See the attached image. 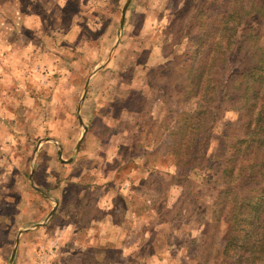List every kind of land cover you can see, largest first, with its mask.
Returning <instances> with one entry per match:
<instances>
[{
  "label": "rangeland",
  "instance_id": "obj_1",
  "mask_svg": "<svg viewBox=\"0 0 264 264\" xmlns=\"http://www.w3.org/2000/svg\"><path fill=\"white\" fill-rule=\"evenodd\" d=\"M230 2L0 0V264L195 261L200 233L194 209H206L221 188L210 164L198 160L191 172L194 162L190 167L177 160L188 135L180 130L179 113L193 111L198 102L187 90L193 86L181 82L184 71L175 57L192 53L200 37L208 39L209 18L223 17ZM14 7L32 17L35 28H22ZM243 30L264 44V19H248L238 35ZM232 57L236 60L235 53ZM242 109L240 97L223 102L206 150L214 163L223 160V135L238 134L230 128L240 125ZM112 149L119 155L107 152ZM100 165L116 169L113 187L94 186L87 170ZM99 192L116 201L93 227L104 234L101 227L113 232L126 222L131 232L105 245L96 258L95 238L74 204L96 199ZM205 215L219 225L215 246L221 249L228 226L216 206ZM222 256L208 264L230 263ZM244 257L233 264H250Z\"/></svg>",
  "mask_w": 264,
  "mask_h": 264
},
{
  "label": "trees",
  "instance_id": "obj_2",
  "mask_svg": "<svg viewBox=\"0 0 264 264\" xmlns=\"http://www.w3.org/2000/svg\"><path fill=\"white\" fill-rule=\"evenodd\" d=\"M254 17L264 19V0H231L223 17L209 18L212 31L204 28L209 38L200 37L192 53L175 57L184 71L181 82L193 86L187 90L198 102L193 111L179 113L180 130L188 135L176 151L177 160L185 166L194 162L191 172L198 160L210 164L221 188L206 209H194L200 238L194 240L197 254L191 264H208L219 255L228 264L238 255H245L243 259L250 264H264V44H259L252 32L243 30L238 35L245 21ZM233 53L236 60L230 58ZM236 96L243 102L242 117L240 125L230 129L238 134L223 135V160L214 163L206 150L216 116L225 99ZM202 144L203 152H196ZM212 206L219 209L228 226V238L221 249L215 246L218 223L214 227L205 219Z\"/></svg>",
  "mask_w": 264,
  "mask_h": 264
},
{
  "label": "crops",
  "instance_id": "obj_3",
  "mask_svg": "<svg viewBox=\"0 0 264 264\" xmlns=\"http://www.w3.org/2000/svg\"><path fill=\"white\" fill-rule=\"evenodd\" d=\"M20 10H21V8H19V10L17 11V8L14 7V10H12V12H13V14H17V13L19 14V16H17V18L20 20V22L22 20L23 25H21V27L24 28V26H25V29H33V28H35L34 27L35 21H33V18L32 17H27V16H24V15H21V12L22 11H20ZM29 13H31V12H29ZM8 15L9 14H5V16H3L2 20L5 21L6 20V17H8ZM25 20H28L30 22V24L27 23V25H24V21ZM15 23H17V22L14 21L13 26L15 25ZM95 72L96 71H92L91 74H93ZM91 84H92L91 81H88V82L85 83V87L83 89L84 92H83V96H82L83 102L81 103V109L86 104V100L83 99V97H84V95L86 93L87 87L91 86ZM89 91H90V89H89ZM95 106L96 105L94 104V107ZM79 109L80 108L78 107V110ZM80 120L82 122V125L86 124V121H85L84 117L78 116L79 123H80ZM86 130H87V127H86ZM84 138H85V134H84V136H83V138L81 140H84ZM65 141H68V140H65ZM79 141H77V145H78ZM63 151H65V148L64 147H63ZM107 152H112L114 154L119 155V153L117 151H114L113 149H112V151L108 150ZM117 155H116V157H118ZM103 157L106 158L105 153H103ZM70 160L71 159L69 158L67 161H70ZM87 171L92 176L93 181L95 182L94 186L96 188H99L100 189V187L102 185H105V184H106V188H108L109 186L113 187L114 184L116 183L115 179L111 181V178L114 175L113 173H115V171H116L115 168L114 169H110V170H105V169H103L102 165H100L98 169H95L94 167H92V168L88 169ZM29 183L36 190H39L40 192H42L41 189H39L38 187H36L33 184V181H32L31 178L29 179ZM94 186H92V188ZM102 189H104V188H102ZM104 191H106V189ZM100 193L101 192H99V196L96 199H94V198L93 199H89V198L88 199L87 198L86 199H79L80 201L79 202H76V204H74V206H75L74 207V210H76V211H79L80 210L79 219L81 220L83 226L86 227V229L88 230V232L92 234L91 237L95 238V240L93 242V244H94L93 245L94 246L93 252L95 253L96 258H101L99 256L101 254V248H106L105 245H116V244H118L120 242L119 236L126 237V235L131 232L130 229L126 226L127 225L126 222H124V224H122L121 227H117V230L116 231L114 230L113 232L108 231V229L106 227H101V228H105V230H106L104 232V234L103 233H99L98 232L99 230L97 231L96 228L93 227L95 221H98L99 219H101L102 217H104V215H103V209L105 208V206L106 207H108L107 205L112 206L113 205V202L116 201V200L114 201V199L113 198H110V197H106V198H103L102 197L101 198ZM101 210H102L101 217H98L99 214H100V212H101ZM130 219H132V217ZM118 228H119V231H118ZM130 228L132 229V227H130ZM25 230H27V229H25ZM102 238H104L105 241H108V240H114V241L108 242L106 244L105 243L102 244V243H100V241H101ZM16 239L18 241V238H16Z\"/></svg>",
  "mask_w": 264,
  "mask_h": 264
},
{
  "label": "water",
  "instance_id": "obj_4",
  "mask_svg": "<svg viewBox=\"0 0 264 264\" xmlns=\"http://www.w3.org/2000/svg\"><path fill=\"white\" fill-rule=\"evenodd\" d=\"M80 123H82L81 120H80ZM85 131H86V128L84 127V132H83V134H82L81 139L83 138V136H84V134H85ZM81 139H80V140H81ZM79 144H80V141H79L78 145H79ZM78 145H77V147H78ZM58 154H59V156L61 155V150H60V149L58 150ZM16 243H17V239H16ZM15 249H16V247L13 248V251H12V254H11V258H10V261H12V259H13V257H14Z\"/></svg>",
  "mask_w": 264,
  "mask_h": 264
}]
</instances>
